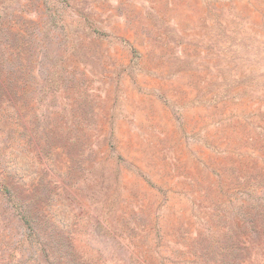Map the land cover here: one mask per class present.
Here are the masks:
<instances>
[{
	"label": "rangeland",
	"instance_id": "obj_1",
	"mask_svg": "<svg viewBox=\"0 0 264 264\" xmlns=\"http://www.w3.org/2000/svg\"><path fill=\"white\" fill-rule=\"evenodd\" d=\"M0 264H264V0H0Z\"/></svg>",
	"mask_w": 264,
	"mask_h": 264
}]
</instances>
